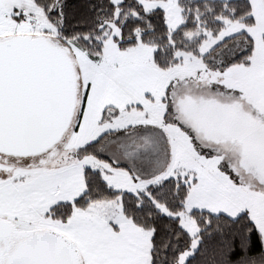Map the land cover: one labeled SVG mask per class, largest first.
<instances>
[{
    "label": "snow or ice",
    "instance_id": "snow-or-ice-1",
    "mask_svg": "<svg viewBox=\"0 0 264 264\" xmlns=\"http://www.w3.org/2000/svg\"><path fill=\"white\" fill-rule=\"evenodd\" d=\"M0 264H264V0H0Z\"/></svg>",
    "mask_w": 264,
    "mask_h": 264
},
{
    "label": "trees",
    "instance_id": "trees-1",
    "mask_svg": "<svg viewBox=\"0 0 264 264\" xmlns=\"http://www.w3.org/2000/svg\"><path fill=\"white\" fill-rule=\"evenodd\" d=\"M89 0H67V3L74 11H81L84 9L85 5Z\"/></svg>",
    "mask_w": 264,
    "mask_h": 264
}]
</instances>
